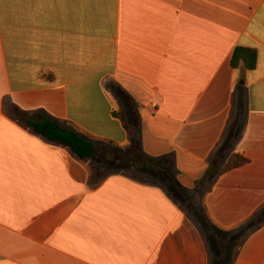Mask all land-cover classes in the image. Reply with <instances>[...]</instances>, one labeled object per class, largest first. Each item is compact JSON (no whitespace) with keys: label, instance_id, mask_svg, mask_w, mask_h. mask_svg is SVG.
Masks as SVG:
<instances>
[{"label":"crops","instance_id":"crops-1","mask_svg":"<svg viewBox=\"0 0 264 264\" xmlns=\"http://www.w3.org/2000/svg\"><path fill=\"white\" fill-rule=\"evenodd\" d=\"M262 212L264 0H0V264H219L233 234L227 264H264Z\"/></svg>","mask_w":264,"mask_h":264},{"label":"trees","instance_id":"trees-1","mask_svg":"<svg viewBox=\"0 0 264 264\" xmlns=\"http://www.w3.org/2000/svg\"><path fill=\"white\" fill-rule=\"evenodd\" d=\"M256 61L255 51L248 48L237 47L233 50L230 65L232 68H236L239 62H242L247 70H251ZM28 129L37 133L42 138L64 147L69 148L78 158L87 159L96 150L95 143L86 140L74 131L60 126L53 120L43 119L42 121H25L19 119ZM138 130H139V119L137 116L134 117L133 122L128 123V131L130 135V145L135 148L138 143ZM221 154L216 155L212 164L209 166L205 177L200 180L201 184H205L209 181L210 177L218 172L219 161L221 160ZM245 158L239 154H231L220 171H227L245 163ZM172 162V159H171ZM264 220V212L258 214L250 223H248L245 228H251L261 221ZM238 240H234L233 250L236 248ZM221 259V258H220ZM219 259V264L223 262Z\"/></svg>","mask_w":264,"mask_h":264},{"label":"rangeland","instance_id":"rangeland-1","mask_svg":"<svg viewBox=\"0 0 264 264\" xmlns=\"http://www.w3.org/2000/svg\"><path fill=\"white\" fill-rule=\"evenodd\" d=\"M146 163L148 164L146 166V176H151V177H157V178H161L164 179L166 177L169 176L167 170H166V165L163 162H159V161H154V160H146ZM148 173V174H147ZM183 204L184 207H186L188 210H190V214L192 215V217H194L195 220L198 221V223L200 224V226L205 227L206 224L205 222L201 221L203 219H199L196 214L189 208L187 207V203H185V201L181 202ZM239 234H233L230 235L229 238L225 239V243L223 245L224 249H223V256L221 257V261L223 262V264H227L229 261V257L231 256L232 252H233V241L236 240L238 238ZM210 240V239H209ZM227 246L229 247V251L227 250ZM219 258H215V261H217Z\"/></svg>","mask_w":264,"mask_h":264}]
</instances>
